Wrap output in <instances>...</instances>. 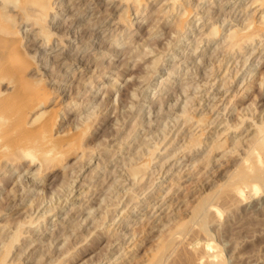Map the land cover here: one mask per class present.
Here are the masks:
<instances>
[{
	"label": "rangeland",
	"instance_id": "obj_1",
	"mask_svg": "<svg viewBox=\"0 0 264 264\" xmlns=\"http://www.w3.org/2000/svg\"><path fill=\"white\" fill-rule=\"evenodd\" d=\"M132 1L0 0V27L17 31L30 64L22 83L42 81L51 98L26 109L11 75L0 77V259L264 264V164L250 150L264 123V1ZM249 24L257 37L226 49ZM237 139L239 156L224 154Z\"/></svg>",
	"mask_w": 264,
	"mask_h": 264
},
{
	"label": "bare ground",
	"instance_id": "obj_2",
	"mask_svg": "<svg viewBox=\"0 0 264 264\" xmlns=\"http://www.w3.org/2000/svg\"><path fill=\"white\" fill-rule=\"evenodd\" d=\"M133 1H135V2H137V3H139V5L137 4V6H140L141 4H143L142 3V1L143 0H133ZM132 1V2H133ZM259 2H260V0H258ZM264 1V0H263ZM175 2H176V0H175ZM178 2V1H177ZM261 2H262V0H261ZM132 4V3H131ZM135 4V3H134ZM177 4V3H176ZM175 4V5H176ZM43 5H47V7L46 6H44L43 7V9H42V6H41V8H38V9H42V12H43V16H42V12L39 14L38 12H39V10L38 11H35L36 12V14H35V12H33L34 13V15H37V13H38V15L36 16L38 19H37V21L39 20V18L41 19V20H39V21H42L43 19H44V17L47 15L48 16V10L51 8H49L48 6H50L48 3L47 4H43ZM147 6V5H146ZM174 6V5H173ZM248 6V5H247ZM44 8L46 9V10H44ZM47 8H49L48 10H47ZM171 11H172V8L170 9ZM41 11V10H40ZM169 11V10H168ZM179 11V10H178ZM182 11H183V9H182ZM173 12V11H172ZM187 12H190V11H187ZM46 13V14H45ZM136 13V12H135ZM186 14V13H185ZM189 14V13H188ZM185 15V17L187 18V16H189V15ZM40 15H41V17H40ZM184 15V14H183ZM197 16V15H196ZM263 17L264 16H262L261 17V19H263ZM46 18V17H45ZM128 18H129V16H128ZM181 18V17H180ZM184 18V17H183ZM36 19V18H35ZM45 20V19H44ZM130 20V19H129ZM184 20L186 21V19L184 18ZM226 20V19H225ZM39 21H38V23H39ZM36 22V21H35ZM177 22V21H176ZM4 23V22H3ZM184 21H183V19H180L177 23H176V25H178V27H179V30H181V33H182V30L184 31V28H185V26L187 27L188 25L186 24V25H184ZM206 24V23H205ZM2 25V24H1ZM4 25V24H3ZM11 25V24H10ZM10 25H8V26H2V27H0V33L2 34L1 36H0V45H1V47L3 48L1 51H0V77L1 78H3V76L5 75V74H9V75H11V76H9V77H12L13 78V80H12V82H13V84L15 85V88L17 89V91H18V93H19V95H20V97H21V101L23 102V104L25 105V108L26 109H29V110H32L33 108H35V107H37V106H45L49 101H50V95L48 94V92L46 91V88L44 87V85H43V83H42V81H40V82H38V83H31V84H29V85H26V84H24V83H22V80L24 79L23 78V73H24V71H26V70H28V67L30 66V64H28L27 63V61H26V59H25V57H24V55H23V53H21L20 51H21V49H20V51H18V46H19V44H20V42L19 41H17L16 40V35H18V33H17V31L15 30V29H12L13 27H12V25L10 26ZM175 25V26H176ZM254 25V24H253ZM253 25H251V24H249L248 26H246L244 29H239V30H236V31H234L233 33H231L230 34V39H229V43H228V46H226V49H227V47H228V49H230V50H236L237 51V48H239V49H241L242 48V46H244L245 45V41H248V40H251V38H254L255 36L257 37V35H258V32H259V30H260V28H259V26H258V29H256L257 27H252ZM177 27V26H176ZM252 27V30L250 29ZM261 27V26H260ZM215 28V27H214ZM219 28V27H218ZM254 28V29H253ZM154 29V28H153ZM203 29V28H202ZM262 29V28H261ZM45 30V29H44ZM215 30V29H214ZM203 31V30H202ZM211 30H209V32H210ZM233 31V30H232ZM231 31V32H232ZM179 32V31H178ZM42 33V32H41ZM44 33V32H43ZM217 33H219L218 31H217V29H216V31H214V33H212V34H214L213 35V37H215L216 36V34ZM230 33V32H229ZM52 34V33H51ZM174 34V33H173ZM201 35H203V33H201ZM260 35V34H259ZM262 35H264V33L262 34ZM6 36H9L8 37V39H4V37H6ZM49 36V35H48ZM47 36V37H48ZM209 36H211V34L209 35ZM228 36V35H227ZM1 37H3L2 39H1ZM46 37V36H45ZM44 37V38H45ZM202 37V36H201ZM208 37V36H207ZM262 36L260 35V38H261ZM200 38V37H199ZM228 38V37H227ZM259 38V39H260ZM263 38H264V36H263ZM48 39H51V38H48ZM47 39V40H48ZM46 40V41H47ZM227 40V39H226ZM253 40V39H252ZM179 41V40H178ZM262 41V40H261ZM17 42H19V43H17ZM50 42V41H49ZM227 42V41H226ZM244 42V45H242V43ZM182 43V42H181ZM247 43V42H246ZM226 44V43H225ZM223 46V45H222ZM10 48V51H9V49H4V48ZM241 47V48H240ZM144 48V47H143ZM12 49H13V51H12ZM149 50V49H148ZM155 50V49H154ZM198 50V49H197ZM224 50V49H223ZM236 51H234V52H236ZM226 52H227V50H226ZM228 52H230V51H228ZM227 52V53H228ZM261 52V51H260ZM149 53V52H148ZM222 53H224V52H222ZM233 53V52H232ZM251 54V53H250ZM145 55V54H144ZM263 56V55H262ZM261 59V58H260ZM245 62H247L246 60H245ZM245 64V63H244ZM246 65V64H245ZM213 75V74H212ZM4 77H6V76H4ZM248 77H250V75L248 76ZM210 78V77H209ZM226 78V77H225ZM249 79V78H248ZM206 81H207V78H206ZM213 81V80H212ZM215 81V80H214ZM200 84V83H199ZM208 84V83H207ZM213 84V83H212ZM226 84V83H225ZM12 86V85H11ZM203 86L204 87H206V85L205 84H203ZM209 87H211V85L209 86ZM198 88V85H197V87H196V89ZM264 88V87H263ZM195 89V88H194ZM193 89V90H194ZM198 90V89H197ZM224 91V90H223ZM228 91V90H227ZM217 92V91H216ZM220 92V91H219ZM225 93V92H224ZM134 94V93H133ZM196 96V95H195ZM206 96H207V94H206ZM131 97H132V95H131ZM178 97V96H177ZM180 97V96H179ZM193 98H195V97H193ZM193 98H192V101H193ZM209 98V97H208ZM207 98V99H208ZM191 99V98H190ZM202 99H203V95H202ZM212 99H213V97H212ZM176 100V99H175ZM177 100H178V98H177ZM214 100V99H213ZM216 100V99H215ZM156 101H157V99H156ZM191 101V100H190ZM177 102V101H176ZM201 103V102H200ZM157 104V103H156ZM188 102L186 103L185 102V105L188 107ZM192 104V103H191ZM153 105H154V103H153ZM158 105V104H157ZM185 105H183V109H184V106ZM185 106V107H186ZM208 106V105H207ZM186 107V109H187V111H188V108ZM226 107H227V105H226ZM154 108H156V107H154ZM210 108H212V107H210ZM190 109V108H189ZM158 110L160 111L161 109H159L158 108ZM192 110V109H191ZM205 110V109H204ZM166 111V110H165ZM174 111V110H173ZM183 111V110H182ZM186 111V110H185ZM45 111H42V112H40V114L42 113H44ZM180 112V111H179ZM223 112V111H222ZM183 113H184V111H183ZM186 113V112H185ZM176 114V113H175ZM187 114V113H186ZM89 117V116H88ZM181 117V116H180ZM179 117V118H180ZM185 118H186V121H193L194 123H196V127L197 126H200L201 124H204L203 122H205L206 121V118H204V117H200L199 119H196V118H194L193 116H185ZM194 118V119H193ZM174 120H176V119H174ZM174 120H172V121H174ZM185 120V119H184ZM177 121V120H176ZM178 122V121H177ZM180 122V121H179ZM215 122V118L214 119H211V121L210 120H208V125L209 124H212V123H214ZM175 122H173V124H174ZM241 124H239V125H237V126H240L241 127V125H242V121L240 122ZM83 124V123H82ZM178 124V123H177ZM193 124V123H192ZM147 125V124H146ZM148 125H150V124H148ZM184 125V124H183ZM253 125H255L254 126V128L251 130V131H254V132H256V133H254V138H253V147H251L252 149H250L251 150V156H253L257 161H260L261 163H263L264 164V123H263V121H261L260 122V124H258V123H254ZM89 126V125H88ZM172 126V125H171ZM192 126V125H191ZM229 126V128H231L232 129V127H230V125H228ZM16 127V126H15ZM15 127H12V130H10V131H7V133H8V135H11L15 130H16V128ZM145 127V126H144ZM153 127V126H152ZM237 128H239V127H237ZM236 128V129H237ZM14 129V130H13ZM146 129V128H145ZM203 131L202 132H199V134H197V136L195 137V136H193V137H195V138H192V135H191V139H193L191 142H190V146H188V149H191L192 148V146H198L199 144H202L201 143V137L205 134V132H206V128H204L203 127ZM235 129V128H234ZM8 130H9V128H8ZM86 130H88V129H86ZM224 130H226V128L224 129ZM233 130V129H232ZM201 131V130H200ZM191 133H192V131H191ZM248 133V132H247ZM167 134V133H166ZM165 134V135H166ZM184 134V133H183ZM170 135V134H169ZM178 135V134H177ZM221 135V134H220ZM228 136V134L226 133V136L225 137H227ZM0 137H1V134H0ZM140 137V136H139ZM185 137H187V136H185ZM145 138H146V136L144 137V140H145ZM155 138V137H154ZM163 138H165V136L163 137ZM170 139V138H169ZM184 139V138H183ZM242 140H243V138H241ZM245 139V138H244ZM49 140V139H48ZM157 140V139H156ZM188 140H190V138H189V136H188ZM228 140V138H226V139H224V141L222 140L221 141V143L219 142V143H216L215 145H210V146H212V147H210L209 149H208V151H209V153L210 154H213L212 152H215V151H217V149H220L225 143H226V141ZM242 140H235V144H234V146H231L230 147V145L228 146L229 148L228 149H225V152H224V154H230L231 155V157L232 156H239V154L240 153H238V154H235V153H237L236 151H238L239 149H240V146L242 145ZM246 140V139H245ZM139 141V140H138ZM141 141H143V139H141ZM149 141V140H148ZM152 141V140H151ZM162 141H163V139H162ZM162 141H161V143H162ZM185 141V140H184ZM247 141V140H246ZM146 142H147V139H146ZM160 142V141H159ZM166 142V141H165ZM164 142V143H165ZM171 142V141H170ZM187 142H189V141H187ZM187 142H185L186 144V146L188 145L187 144ZM239 142H241L240 144H239ZM137 143V142H136ZM148 143V142H147ZM154 143H156V142H154ZM143 144H144V142H143ZM149 144H150V141H149ZM157 144H158V142H157ZM245 144V143H244ZM49 143H45V144H43V145H41V148H42V150H44V154L47 156V154L49 153V151H51L50 150V147H49ZM151 145V144H150ZM168 145V144H167ZM155 147H157L156 146V144L154 145ZM153 146V147H154ZM200 146V145H199ZM247 146V145H246ZM246 146H245V148H246ZM122 146H120V148H121ZM148 147V146H147ZM159 147V146H158ZM142 148V147H141ZM141 148H139V149H141ZM165 148V147H164ZM184 148V147H183ZM182 148V146H181V149L182 150H184ZM227 148V147H226ZM239 148V149H238ZM138 149V148H137ZM143 149V148H142ZM149 150H147L149 153H150V150H151V148H148ZM157 149V148H156ZM172 149V148H171ZM180 148L179 149H177L178 151L179 150H181ZM238 149V150H237ZM155 150V149H154ZM181 150V151H182ZM187 149H185V151H186ZM193 150V149H192ZM249 150V151H250ZM145 151H146V149H145ZM147 151H146V153H147ZM166 151V150H165ZM244 151H245V149H244ZM151 152H152V150H151ZM180 152V151H179ZM184 152V151H183ZM26 153L27 154H31L32 152L30 151V150H27L26 151ZM157 153V152H156ZM155 153V154H156ZM174 153V152H173ZM153 154V153H152ZM168 154V153H167ZM221 154H223V153H221ZM224 154H223V157H224ZM242 154V153H241ZM44 155V156H45ZM176 155V154H175ZM174 155V156H175ZM180 155V154H179ZM155 156V155H154ZM161 156V155H160ZM203 156H205V155H203ZM44 158H46V157H44ZM170 158H172V157H170ZM87 159V158H86ZM85 159V160H86ZM89 159H90V157H89ZM156 159V158H155ZM154 159V160H155ZM158 159H159V157H158ZM161 159V158H160ZM166 159V158H165ZM202 159H204L205 160V158H203L202 157ZM210 159V158H209ZM219 159H221L220 157H219ZM218 159V160H219ZM177 160V159H176ZM223 160V159H222ZM242 160H243V162L244 163H246L247 161H248V159L245 157V158H242ZM165 161V160H164ZM168 161V160H167ZM217 161V160H216ZM175 162V161H174ZM179 162V161H178ZM183 162V161H182ZM185 162V161H184ZM207 162H210V161H208V159H207ZM177 163V162H176ZM145 164V163H144ZM173 164V163H172ZM210 164V163H209ZM224 164V163H223ZM163 165V164H162ZM174 165V164H173ZM185 165V164H184ZM193 165H195V164H193ZM146 166H147V163H146ZM204 166V165H203ZM209 166V165H208ZM215 166V165H214ZM221 166V165H220ZM145 167V166H144ZM180 167H181V165H180ZM183 167V166H182ZM148 168V167H147ZM159 168V167H158ZM161 168V167H160ZM184 168H185V166H184ZM171 169V168H170ZM182 169V168H181ZM208 169V168H207ZM215 169V168H214ZM132 170V169H131ZM179 170V169H178ZM133 171H134V169H133ZM158 171V170H157ZM190 171H192V170H190ZM156 172V171H155ZM154 172V173H155ZM169 172V171H168ZM180 172H182V171H180ZM203 172L204 173H207V172H205L204 171V169H203V171H202V174H203ZM211 172V171H210ZM154 173H152V174H154ZM187 173V172H186ZM198 173V172H197ZM214 173V172H213ZM155 175V174H154ZM157 175V174H156ZM159 175V174H158ZM263 175H264V173L263 172H261L257 177H258V179H259V181H261V180H263ZM186 176V175H185ZM193 176V175H192ZM198 176V175H197ZM200 176V175H199ZM204 176V175H203ZM153 177V176H152ZM163 177V176H162ZM143 178V177H142ZM171 178V177H170ZM179 178V177H178ZM211 178V177H210ZM154 179V178H153ZM73 180V179H72ZM75 180V179H74ZM73 180V181H74ZM128 180V179H127ZM139 180V179H138ZM156 180V179H155ZM172 180V179H171ZM174 180H175V178H174ZM136 181V184L138 183L137 182V179L135 180ZM207 181V180H206ZM139 182H140V180H139ZM205 182V181H204ZM132 184V183H131ZM160 185V184H159ZM207 185V184H206ZM131 186H133V185H131ZM172 186V185H171ZM263 187V186H262ZM172 188V187H171ZM177 189V188H176ZM71 190V189H70ZM175 190V189H174ZM173 190V191H174ZM242 188L239 190V192L241 193L242 192ZM172 191V192H173ZM134 192V191H133ZM136 192V191H135ZM175 192V191H174ZM243 192H244V190H243ZM243 192L240 194V195H243ZM70 194V193H69ZM139 194V193H138ZM171 196V195H170ZM168 198V197H167ZM66 201V200H65ZM153 202V201H152ZM148 205H150V204H148ZM74 209H76V208H74ZM76 211V210H75ZM118 213V212H117ZM129 213V212H128ZM121 214V213H120ZM123 216V215H122ZM101 216H99V218H100ZM102 218V217H101ZM104 218H105V216H104ZM111 218V217H110ZM40 219V218H39ZM111 219H113V217L111 218ZM115 219V218H114ZM113 219V220H114ZM80 221V220H79ZM86 222V221H85ZM80 225V224H79ZM104 225V224H103ZM81 226V225H80ZM159 228V227H158ZM83 229V228H82ZM76 230V229H75ZM81 230V229H80ZM124 230V229H123ZM21 232L19 231V232H17V235H19L20 237H21ZM14 236H16L15 234H14ZM19 236H16V237H19ZM54 238V237H53ZM124 238V237H123ZM15 241V240H14ZM115 241V240H114ZM13 243V242H12ZM125 243V242H124ZM113 244V243H112ZM127 244V243H126ZM12 246V245H11ZM11 246H10V248H11ZM30 247V246H29ZM10 248L8 247V249L10 250ZM26 251V250H25ZM63 253V252H62ZM22 254V253H21ZM62 255V254H61ZM48 256H49V254H48ZM65 256V255H64ZM116 256V255H115ZM263 256V255H262ZM253 257V256H252ZM258 257V256H257ZM256 257V258H257ZM58 258V257H57ZM122 258V257H121ZM125 258V257H124ZM248 258H250V257H248ZM254 259H255V257H253ZM253 258L252 259H250V260H253ZM45 259V258H44ZM47 259V258H46ZM112 260V259H111ZM247 260H249V259H247ZM246 260V261H247ZM258 260H260V258H257V259H255V260H253V262L255 261L256 262V264H259V262L260 261H258ZM118 261V260H117ZM45 262V261H44ZM43 262V263H44ZM49 262H50V260H49ZM52 262V261H51ZM60 262H62V261H60ZM104 262V261H103ZM111 262V261H110ZM108 263V262H107ZM0 264H6L5 263V260L3 259V258H1L0 259ZM50 264V263H49ZM53 264V263H52ZM60 264H62V263H60ZM65 264V263H64Z\"/></svg>",
	"mask_w": 264,
	"mask_h": 264
}]
</instances>
